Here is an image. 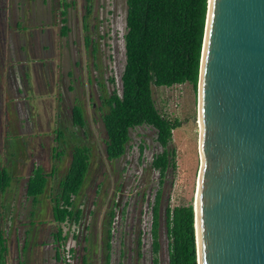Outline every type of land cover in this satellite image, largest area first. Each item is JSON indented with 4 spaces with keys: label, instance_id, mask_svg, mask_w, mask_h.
I'll return each mask as SVG.
<instances>
[{
    "label": "rangeland",
    "instance_id": "374dc122",
    "mask_svg": "<svg viewBox=\"0 0 264 264\" xmlns=\"http://www.w3.org/2000/svg\"><path fill=\"white\" fill-rule=\"evenodd\" d=\"M90 4L91 14L83 20L86 0H8L6 3L9 18L3 31L9 33L12 43L17 38L22 48L15 55L12 43L2 47L6 45V52L10 50V55L17 56L9 58L12 64L15 60L19 62V66H14L21 71L17 78L21 90L26 91L25 80L32 86L28 97L26 93H18L11 122L1 115L0 107V166L10 148L8 143H12V149L18 145L24 152L18 153L23 156L21 160L27 164L28 172L41 167L48 175L47 189L36 202L32 218L37 245L35 262L64 264L56 259V252L63 257L69 249L73 251L72 264H104V242L112 211L109 264H151V207L160 179L151 162L162 152V147L156 142L153 128L137 127L129 131L125 154L115 161L107 160L102 99L113 90L121 94L127 5L126 0H91ZM15 21L20 23L17 29ZM86 37L90 38L89 46ZM9 61L7 58L2 67L6 69ZM24 71L30 73H25V80ZM111 78L114 83L109 81ZM152 97L161 116L178 122L168 144L174 152L175 167L167 170L160 187L158 258L160 264H168L164 209L192 206L194 210L195 206L201 165L198 92L185 83L170 88L152 87ZM74 106L82 108L84 128L73 124ZM5 121L19 135L18 140H1L6 131ZM77 146L90 150L89 171L82 191L75 198L82 214L76 224H58L52 219V200ZM20 211V219L13 227L20 229L21 246L23 221H27L22 214L27 211L25 208ZM58 228L64 241L55 239Z\"/></svg>",
    "mask_w": 264,
    "mask_h": 264
},
{
    "label": "water",
    "instance_id": "95a60500",
    "mask_svg": "<svg viewBox=\"0 0 264 264\" xmlns=\"http://www.w3.org/2000/svg\"><path fill=\"white\" fill-rule=\"evenodd\" d=\"M197 92V264H264V0H208Z\"/></svg>",
    "mask_w": 264,
    "mask_h": 264
},
{
    "label": "trees",
    "instance_id": "16d2710c",
    "mask_svg": "<svg viewBox=\"0 0 264 264\" xmlns=\"http://www.w3.org/2000/svg\"><path fill=\"white\" fill-rule=\"evenodd\" d=\"M86 2L83 20L91 14V0ZM126 5L125 65L121 76V94L113 90L107 98L102 99L105 108L102 114L106 134L104 146L106 158L112 162L125 154L131 129L148 126L156 132V142L162 147V152L155 155L151 162L152 169L159 173L160 179L151 207L150 234L151 264H160V187L167 170L175 167L174 152L169 150L168 144L178 122H170L160 115L153 101L152 87L170 88L189 83L197 90L208 0H126ZM64 7L66 9V5ZM84 28L87 29L88 25L85 24ZM62 30L65 34L67 27L64 26ZM85 43L91 45L89 37L85 38ZM109 81L114 83L112 78ZM71 112L74 126L84 128L82 108L74 106ZM89 165V148H73L68 170L60 180L59 190L52 200L54 222H79L82 211L75 205V198L82 191ZM8 181V174L0 170V192L6 188ZM47 183L48 175L41 167H37L28 180L26 197L36 203L45 193ZM113 215L111 211L104 242V264L110 262ZM164 219L168 264H197L193 207L166 206ZM55 239L57 242L65 240L61 228H58ZM5 255L6 248L0 233V264H5ZM56 258L59 260L58 254Z\"/></svg>",
    "mask_w": 264,
    "mask_h": 264
},
{
    "label": "crops",
    "instance_id": "0c3cea01",
    "mask_svg": "<svg viewBox=\"0 0 264 264\" xmlns=\"http://www.w3.org/2000/svg\"><path fill=\"white\" fill-rule=\"evenodd\" d=\"M11 65L13 67L12 62H10V66L8 67H11ZM9 70L10 72L5 69L4 78L0 85V107L3 108V113L1 115L4 116V118L10 119L11 122V120H14V107H16V97H18L20 87L17 84L14 67L11 69L9 68ZM12 80L16 81L15 85ZM29 87L30 86L27 83L25 97H28L31 93ZM9 125V122L5 121L4 127L6 128V131H4L1 136L3 142H11V139H17L19 137L14 128H11ZM8 144L10 148L6 150V158L4 159V163L0 166V170L5 171L9 176L6 188L0 192V200L6 199L4 202H0V222L2 224L0 227V233L2 235L3 244L6 248L5 264H42L41 261L35 262L37 245L35 242L36 232L32 218L35 217L36 203L26 197L27 183L29 178L32 177L35 169L28 172L27 164L23 163L21 160L23 157L21 154L24 152L19 150L18 145L16 149H12L14 145L12 143ZM16 152L17 155L15 154ZM22 208H25L27 211V214L26 212H24L25 214H22L24 217L26 216L27 221H23V228H25V230L23 232L24 238L21 240L22 243L20 246V237H18V231H20V229L14 228L13 226L15 225V222L19 221L20 209ZM32 228L34 229L32 230Z\"/></svg>",
    "mask_w": 264,
    "mask_h": 264
},
{
    "label": "flooded vegetation",
    "instance_id": "af4514ba",
    "mask_svg": "<svg viewBox=\"0 0 264 264\" xmlns=\"http://www.w3.org/2000/svg\"><path fill=\"white\" fill-rule=\"evenodd\" d=\"M8 2V0H0V82L2 81V79L4 78V73H2L1 71H4V67H2V66H4L3 64H4V61H6L7 60V58L10 60L9 62H12V60L9 58L10 56H12V55H10V50L9 51H7L6 52V45H8V44H11L12 43V41H11V39H10V35H9V33H4V31H3V28H4V26L5 25H7V18H9L8 17V15H7V12H8V6H6V3ZM19 26H20V23L18 22V21H15V23H14V27L17 29V28H19ZM19 42V40L16 38L15 39V43H12V45L13 46H11L12 47V49L14 50V52H15V55L16 54H18V52L21 50V46H19L20 45V43H18ZM2 44H6L4 47H2ZM4 48V49H3ZM3 49V50H2ZM2 51V52H1ZM14 55V54H13ZM20 55V54H19ZM18 55V56H19ZM13 57H17V56H12V58ZM16 61V63L15 64H13V67H14V73H15V75H16V78H18L19 76H20V70L19 69H17V67H16V69H15V66H19V62H17V60H15ZM14 61V62H15ZM6 63V62H5ZM15 65V66H14ZM7 68H6V71L8 70L9 72H10V70H9V68L11 69V68H13L12 67V65H11V67H8V66H10V63L9 64H7V65H5ZM1 69H3V70H1ZM24 74H23V79L25 80V73H28V74H30L28 71L27 72H23ZM10 78V77H9ZM8 78V79H9ZM19 79V78H18ZM12 82H14V85H15V80H12ZM2 84V82L0 83V85ZM17 84H19V82L17 81ZM25 84H26V87H27V82H26V80H25ZM32 86V84H30V87ZM25 87V88H26ZM34 88V87H33ZM32 88V89H33ZM30 90H31V88H30ZM22 92V93H25V91L23 92L22 90H21V88H20V90H19V92ZM113 218H114V216H113ZM54 221V220H53ZM113 223V222H112ZM62 241H64V240H62ZM60 242V241H59ZM58 251V250H57ZM73 252V251H72ZM57 254H58V257H59V260L60 261H62V259H61V256H60V254H59V252H56V257H57ZM57 259V258H56ZM58 260V259H57Z\"/></svg>",
    "mask_w": 264,
    "mask_h": 264
},
{
    "label": "built area",
    "instance_id": "2783aa9c",
    "mask_svg": "<svg viewBox=\"0 0 264 264\" xmlns=\"http://www.w3.org/2000/svg\"><path fill=\"white\" fill-rule=\"evenodd\" d=\"M61 247H62V245H61ZM71 253H72V250L67 249L64 252V256L63 257H62V254H61V259L64 262V264H72V262H71Z\"/></svg>",
    "mask_w": 264,
    "mask_h": 264
},
{
    "label": "bare ground",
    "instance_id": "6f19581e",
    "mask_svg": "<svg viewBox=\"0 0 264 264\" xmlns=\"http://www.w3.org/2000/svg\"><path fill=\"white\" fill-rule=\"evenodd\" d=\"M200 122V121H199ZM200 127H201V124H200ZM200 130H201V128H200Z\"/></svg>",
    "mask_w": 264,
    "mask_h": 264
}]
</instances>
